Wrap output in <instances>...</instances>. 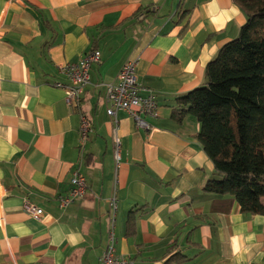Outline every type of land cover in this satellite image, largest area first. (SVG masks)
<instances>
[{
	"label": "crops",
	"instance_id": "1",
	"mask_svg": "<svg viewBox=\"0 0 264 264\" xmlns=\"http://www.w3.org/2000/svg\"><path fill=\"white\" fill-rule=\"evenodd\" d=\"M245 22L233 0H0V264H100L111 234L134 264H264V215L204 190L217 173L201 125L172 117ZM94 48L101 61L70 106L59 65ZM130 61L157 96L147 128L107 112ZM82 114L93 123L83 147ZM76 169L86 194L62 207Z\"/></svg>",
	"mask_w": 264,
	"mask_h": 264
},
{
	"label": "trees",
	"instance_id": "2",
	"mask_svg": "<svg viewBox=\"0 0 264 264\" xmlns=\"http://www.w3.org/2000/svg\"><path fill=\"white\" fill-rule=\"evenodd\" d=\"M233 1L246 22L209 61L204 84L178 97L172 117L193 114L201 125L198 138L217 173L204 190L264 215V0Z\"/></svg>",
	"mask_w": 264,
	"mask_h": 264
},
{
	"label": "built area",
	"instance_id": "3",
	"mask_svg": "<svg viewBox=\"0 0 264 264\" xmlns=\"http://www.w3.org/2000/svg\"><path fill=\"white\" fill-rule=\"evenodd\" d=\"M101 61V52L94 48L89 50L82 59L75 62H68L59 65V71L63 73L67 79V83L56 82V86L62 87L66 92V100L70 106L79 107L84 88L91 81V69L93 64ZM155 92L142 86L137 80L136 61H130L125 64L119 72L116 83L111 84L109 88L108 115L113 119L115 125L118 123L117 112L125 110L129 112L136 120L138 127H148L144 116H154L157 114L158 101ZM93 130V123L86 115H81V147H83L89 138L90 132ZM117 144L119 142L117 141ZM116 158L120 159V147L116 146ZM71 190L69 193L60 196L59 202L62 207H67L75 202L79 197L86 194L87 184L86 178L79 169L73 171L71 178ZM110 206L116 208L115 200L110 201ZM25 210L28 214L40 217L43 210L33 203L26 202ZM100 264H134L131 258L118 255L116 252V242L114 235L111 234L107 248L100 259Z\"/></svg>",
	"mask_w": 264,
	"mask_h": 264
}]
</instances>
